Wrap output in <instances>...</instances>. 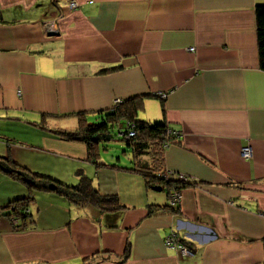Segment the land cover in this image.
<instances>
[{
	"label": "crops",
	"instance_id": "crops-1",
	"mask_svg": "<svg viewBox=\"0 0 264 264\" xmlns=\"http://www.w3.org/2000/svg\"><path fill=\"white\" fill-rule=\"evenodd\" d=\"M74 1L0 0V155L70 184L80 169L123 207L104 213L32 193L28 226L13 230L0 218V264H264L255 19L264 0ZM134 96L135 118L179 132L155 171L187 182L176 212L160 207L171 184L160 193L138 171L97 168L84 143L50 131L73 130L77 113L93 121ZM126 153L123 166L150 163L148 154ZM99 160L111 162L101 150ZM26 195L0 171V206ZM170 234L186 238L192 253L167 246Z\"/></svg>",
	"mask_w": 264,
	"mask_h": 264
},
{
	"label": "trees",
	"instance_id": "trees-1",
	"mask_svg": "<svg viewBox=\"0 0 264 264\" xmlns=\"http://www.w3.org/2000/svg\"><path fill=\"white\" fill-rule=\"evenodd\" d=\"M255 19L259 67L264 70V3L255 5ZM113 68L115 67L107 69ZM140 101V96H134L122 102H115V105L111 109L98 111L93 121H89L85 116L77 113L78 124L75 129H52L50 131L60 138L77 140L84 143L87 159L97 168L104 166L124 171H138L145 177V181L147 185L151 186V189L153 186L167 187L171 184L172 187L170 188L173 191L179 190L187 184L186 181L176 177L173 179V177L161 176L160 173L157 174L155 172L160 163L159 151L168 143L173 142L174 137L168 135L167 129L169 126L164 120L149 122L135 118ZM162 110L164 109L162 108ZM122 123L124 124V130H119V137L129 147L128 149L132 156L131 159L134 160L142 154H148L150 156L149 164L145 165L132 161L131 165L123 166L115 162H103L99 160L100 147L102 146L101 142L106 139L104 137L102 140H96L94 137L101 134H109L112 137L110 129L114 125ZM127 123L133 129V134L130 136L126 135V131L128 130L126 128ZM0 171L9 178L23 184L28 190V195L7 202L2 209L1 215L9 220L11 229L13 230L24 229L32 222L31 212L28 206L33 199L31 196L32 193L37 191L53 192L65 198L70 204L82 207L92 206L104 213H115L123 207L116 194L101 193L94 186L92 179L80 169L75 173L78 181L75 184H70L50 175L33 171L19 162L14 161L9 156L0 155ZM171 189L168 188V194L171 193ZM160 207L173 212L178 211L177 204L170 205L166 203ZM153 210L149 208L148 211L154 212ZM13 217L17 218L18 221L16 223L13 222ZM175 240L177 243L184 245L192 251V247L186 243V238L176 236ZM82 264L87 263L83 262Z\"/></svg>",
	"mask_w": 264,
	"mask_h": 264
},
{
	"label": "rangeland",
	"instance_id": "rangeland-1",
	"mask_svg": "<svg viewBox=\"0 0 264 264\" xmlns=\"http://www.w3.org/2000/svg\"><path fill=\"white\" fill-rule=\"evenodd\" d=\"M76 122L78 121L75 118ZM124 125L120 126V125H114L111 129H110V133L112 135V137H110L109 139L106 140H102L101 142V153L102 156L105 160H110L111 162H115L118 159V163H120L121 165H124L126 163H129V160L126 158L127 153L126 151L128 150L129 147H127L125 145L124 142L121 137H119L118 135V130L122 129L124 130ZM1 138V136H0ZM22 139V138H20ZM24 140V139H22ZM21 142V140L19 141ZM24 142V141H23ZM166 187V186H165ZM166 189H162L158 192H164L165 193ZM1 218H5L4 216H2ZM7 221H9L8 219H6Z\"/></svg>",
	"mask_w": 264,
	"mask_h": 264
},
{
	"label": "built area",
	"instance_id": "built-area-1",
	"mask_svg": "<svg viewBox=\"0 0 264 264\" xmlns=\"http://www.w3.org/2000/svg\"><path fill=\"white\" fill-rule=\"evenodd\" d=\"M76 5H77L76 1L69 0V7L74 8V7H76ZM189 49L191 50V49H193V47H189ZM18 93H19V91H18ZM159 95H160L161 98L165 97V93H159ZM116 102H118V100ZM126 128H128V130L126 131L127 132L126 135L127 136L132 135L133 134V129H132L131 126L130 127L128 126V123L126 125ZM167 133H168L169 136L175 137V136L178 135L179 132L176 131V130H173L171 128H168L167 129ZM240 154H241V156H243L245 158L251 156V154H252L251 146H249V145L242 146L241 149H240ZM177 176L180 177V178L183 177L181 175H177ZM178 199H179V192L177 190H174V191H172L170 193L168 202H169L170 205H174L178 201ZM2 209H3V207L0 206V217L2 216L1 215ZM17 221H18L17 218L13 217V222L16 223ZM175 238H176L175 234L168 235L166 237V239H165L166 245L167 246H171V247H177L184 254H191L192 253V251H190L187 247H185L182 244L177 243Z\"/></svg>",
	"mask_w": 264,
	"mask_h": 264
},
{
	"label": "water",
	"instance_id": "water-1",
	"mask_svg": "<svg viewBox=\"0 0 264 264\" xmlns=\"http://www.w3.org/2000/svg\"><path fill=\"white\" fill-rule=\"evenodd\" d=\"M104 137H105V139H109L110 138L109 134L96 135L94 138L96 140H102V139H104ZM152 189H154V190H160L161 187L160 186H153ZM4 206L5 205H1V207H4Z\"/></svg>",
	"mask_w": 264,
	"mask_h": 264
}]
</instances>
